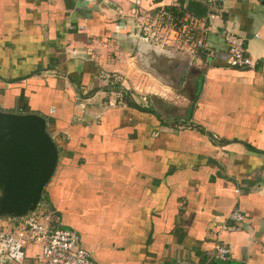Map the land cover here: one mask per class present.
Instances as JSON below:
<instances>
[{"label":"crops","instance_id":"crops-1","mask_svg":"<svg viewBox=\"0 0 264 264\" xmlns=\"http://www.w3.org/2000/svg\"><path fill=\"white\" fill-rule=\"evenodd\" d=\"M179 1L0 0V111L43 116L57 148L33 211L74 230L92 264H264V0H220L210 18L203 0ZM159 10L193 22L209 49H191L180 86L189 97L160 104L172 134L160 118L115 117L96 99L132 59L136 24ZM225 31L243 38L251 65H225ZM205 131L224 143L190 147L180 136ZM232 212L242 220L221 240L230 257L215 261V229ZM20 218L0 216V227ZM36 252L25 245L23 264Z\"/></svg>","mask_w":264,"mask_h":264},{"label":"rangeland","instance_id":"rangeland-1","mask_svg":"<svg viewBox=\"0 0 264 264\" xmlns=\"http://www.w3.org/2000/svg\"><path fill=\"white\" fill-rule=\"evenodd\" d=\"M180 20L184 19H179L174 16H172L171 18L163 17L162 19H160L155 15L153 23H145L144 21L136 24L137 26L135 28L136 31L134 32V34L136 37H141V40L138 38L132 43V59H126L122 61L120 64L123 68L125 67V69H119V72H116L113 75L109 76L111 77L110 79L112 80V82H114V86L112 88L113 90H111V92L107 94H99V97L103 96L100 97V99L96 98L97 100H103L105 103L110 105V111L114 113L115 117L119 115L118 113H125V115H127V113L130 112H137L138 118L140 116L147 115V117H150L157 123H160L161 119L162 121H164L161 125L163 126V130L168 129L167 133L169 134H172L174 132L169 128L170 126H172L171 128L175 130L177 126L176 123H171V120L159 116V114L162 113L163 108H165L160 104L161 102H167V105L169 107H172L182 102V98L185 97V95H187L186 97H189V94H185V92H183V88L177 86V82L171 79L170 75L171 72L174 71L173 63L175 62V60L183 62L188 58L186 67L188 64L192 65L194 62L192 57L193 52L191 51L193 47L188 46L187 44L180 42L179 40H174L176 36H173L172 32H170L169 30V26L166 25L170 22V26L175 29L179 25ZM92 93L93 91H91L88 95H92ZM83 94L85 93H82V95ZM82 95L80 94L79 96L82 98ZM130 101H133L138 105L137 109L131 107V109L127 108L129 110L122 109V111L120 112L119 107H121V105L127 106ZM91 106L94 107V105H90L89 107ZM145 107L150 108L144 110L145 112H142L139 109ZM83 108L86 109V107ZM154 111L155 113L158 112V114L152 113ZM170 111L172 114L176 113L173 108L170 109ZM121 116H123V114ZM130 116H132V114ZM133 116L136 117L137 115L133 114ZM204 120L206 121L205 116ZM192 121L193 120L191 118L190 124ZM197 132H199V130ZM180 136L187 139H184L183 142L189 143L190 147H192V143L197 139L200 140V142L197 144L201 146L204 144L205 140L210 142L211 145L217 147L219 144L224 143V140L222 138H220V140H217L215 135L212 132L208 131H205V133H202L197 137L190 135L183 137L182 134ZM182 138H180V141L182 140ZM213 151L219 158H222L219 150ZM222 154L223 157L226 158V155L228 153ZM233 160L234 157L230 156V161ZM235 177L237 178L236 175ZM238 188H240L241 190V194L239 196H243L245 194L247 195L249 193L248 186L244 181L239 182ZM38 207L39 206L37 205L35 210H38V212L42 211V208ZM239 210L243 211L240 207ZM62 228H67V226L62 225ZM224 236H226V233H221V235L219 236L220 241L225 238ZM229 251L231 254V249ZM25 257L26 256H24L23 259L19 262L14 260L6 261V264H23ZM33 263L42 264L37 259H34Z\"/></svg>","mask_w":264,"mask_h":264},{"label":"built area","instance_id":"built-area-1","mask_svg":"<svg viewBox=\"0 0 264 264\" xmlns=\"http://www.w3.org/2000/svg\"><path fill=\"white\" fill-rule=\"evenodd\" d=\"M219 1L203 0L206 6V18L212 17L210 10ZM155 15L160 19L172 17L164 10H159ZM166 25L169 26L173 36H176L174 40H179L198 49H208L201 38L196 37L193 22L180 20L175 29L170 26V22ZM221 38L226 66L242 68L252 64L251 59L245 53L242 37L225 31L221 32ZM241 220L242 215L240 213L232 212L223 222L218 224L211 246L213 260L222 262L229 258V248L220 241L219 236L223 232L237 230ZM78 240V235L74 230L49 225L47 214L32 211L22 216L14 228L0 227V263H3V260L21 261L25 255L24 246L31 245L37 247V252L33 258L42 264H92L89 253L78 245Z\"/></svg>","mask_w":264,"mask_h":264},{"label":"water","instance_id":"water-1","mask_svg":"<svg viewBox=\"0 0 264 264\" xmlns=\"http://www.w3.org/2000/svg\"><path fill=\"white\" fill-rule=\"evenodd\" d=\"M187 59L173 65L185 73ZM56 159L43 116L0 111V216L18 218L36 208Z\"/></svg>","mask_w":264,"mask_h":264},{"label":"flooded vegetation","instance_id":"flooded-vegetation-1","mask_svg":"<svg viewBox=\"0 0 264 264\" xmlns=\"http://www.w3.org/2000/svg\"><path fill=\"white\" fill-rule=\"evenodd\" d=\"M173 67H174V71L171 72L170 77H171V79L175 80L177 82V86H179V84L182 83L181 79L184 75V71H183L184 66H178V65L174 64Z\"/></svg>","mask_w":264,"mask_h":264},{"label":"trees","instance_id":"trees-1","mask_svg":"<svg viewBox=\"0 0 264 264\" xmlns=\"http://www.w3.org/2000/svg\"><path fill=\"white\" fill-rule=\"evenodd\" d=\"M180 7H183V3H182V1L180 0L179 1V4H178ZM182 11H184V9H182ZM172 16H174V17H178L179 16V13H175V12H173V11H170L169 12ZM178 15V16H177ZM180 17V16H179ZM128 106H130V107H135V108H137V104L136 103H134L133 101L131 102H129L128 103ZM140 109H142V110H145V109H143V108H140ZM43 190V189H42ZM40 200H43V198H42V193H41V199ZM45 200V199H44Z\"/></svg>","mask_w":264,"mask_h":264}]
</instances>
